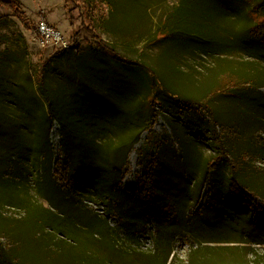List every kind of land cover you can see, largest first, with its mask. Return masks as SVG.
Returning <instances> with one entry per match:
<instances>
[{
    "label": "rangeland",
    "instance_id": "obj_1",
    "mask_svg": "<svg viewBox=\"0 0 264 264\" xmlns=\"http://www.w3.org/2000/svg\"><path fill=\"white\" fill-rule=\"evenodd\" d=\"M88 1L86 12L72 0H20L18 13L0 3V264H186L191 255L205 264L204 244L219 247L224 263L231 245L242 247L244 263L264 261V219L229 187L237 178L264 204V46L251 31L264 0ZM42 16L69 40L79 32L76 41L65 50L43 46ZM168 29L189 30L190 49ZM84 59L96 61L80 66ZM123 60L146 67V87L134 90L121 72L137 71L118 65ZM78 68L92 84L81 85ZM40 73L57 111L68 115L64 127L51 120ZM165 89L172 104L184 102L178 110L155 104V118L151 103ZM171 135L180 141L171 138L172 157L158 165L156 179L179 191L189 223L171 232L167 261L155 222L170 217L99 193L83 174L104 171L102 179L113 176L110 183L136 198L140 162L156 150L149 137L159 143ZM217 156L210 185L204 173ZM123 207L139 217L122 216Z\"/></svg>",
    "mask_w": 264,
    "mask_h": 264
},
{
    "label": "trees",
    "instance_id": "obj_2",
    "mask_svg": "<svg viewBox=\"0 0 264 264\" xmlns=\"http://www.w3.org/2000/svg\"><path fill=\"white\" fill-rule=\"evenodd\" d=\"M72 2L75 4L76 7L81 6L83 8V11H88L89 7H90V2L88 0H72ZM0 3L2 5H4L5 7H9L11 9L16 10V12L18 13V7L20 6L21 2L20 0H0ZM168 31L170 32V29H168ZM172 31V30H171ZM252 35H254L255 39H258L261 44L264 46V15L261 18L255 19V24L252 26ZM171 34H175L177 35V37L182 38V40L184 41L185 45H188L189 49H190V35H189V30H179V32H170ZM194 33V32H193ZM79 35V32H76L72 37L71 40L72 41H76L77 36ZM195 35H191V37H193ZM196 38V37H193ZM102 44L104 47L109 48L110 50H114L113 47H111V45L109 43H107L106 41L102 40ZM64 50V49H62ZM87 54V53H86ZM88 54H91L92 56L94 55L92 52H88ZM95 56V55H94ZM96 58V57H95ZM91 60V61H96V60H92V59H84L82 62H80V66L82 63ZM101 64H107L104 63L103 60L101 59V61H97ZM110 64V63H109ZM44 65V63L41 62L40 67L42 68ZM118 65L120 66H124V68L128 69V68H135L134 74L132 75H128V73H126L124 70L121 72L122 75H124L128 80L134 82L133 86H134V90L135 88H137L139 86V83L143 84L144 87L147 86V78H146V74L148 71L146 69V67L141 66L140 63H132L130 61H120L118 63ZM80 68V67H79ZM78 68V69H79ZM80 75L82 78L81 81V85H83L86 81L89 84H92V82H90L89 78L82 76V71H80ZM42 73V72H41ZM38 74V78L41 80L40 84H41V88H45L46 84L43 82L44 80V76L42 74ZM105 90H107L108 88L105 86L103 87ZM80 91V90H79ZM167 91L168 89H165V95H167ZM169 92V91H168ZM42 93L44 94V97L47 99L48 102V112L50 114V116L52 117L51 120L54 118L58 119L59 122L61 123V125L63 126V122H62V118H64L66 124H67V114L65 115V113H61L59 111H57V108L55 106L54 103V98H51V96L48 94V91L45 89H42ZM159 95V94H158ZM155 96L156 99H153L151 105L153 107V109L155 111H158L154 108L155 104H167V106H171L173 105V108H175V110H178L180 107L177 105L178 101L184 102V99H180L178 97H176L177 99H173V104L171 102V100H169L168 95L167 96ZM71 102V101H70ZM96 101L93 100V102L91 104H94ZM164 102V103H163ZM188 103V102H187ZM179 104V103H178ZM195 104H197L198 106L195 107L197 109H195V111H200L199 110V104L198 102H195ZM194 104V105H195ZM70 105V103H69ZM71 107H73L72 105H70ZM95 104L94 107L95 108ZM178 106V107H177ZM196 111V112H197ZM158 114H161V111H158V113H154V117L157 118ZM64 127V126H63ZM151 130L153 129V124L150 125ZM153 132V131H152ZM174 138L177 142L180 141V138L177 137V135H171V137H168L166 139H163L162 142L157 143L156 142V137H149L150 142L153 146L156 147V150L154 152V154H148V156L150 157L148 160L141 161L140 162V166L143 169V174L141 176V178L139 179V189L136 192L137 196L136 198H131L128 195H125L120 188H118V185H116L115 183H110V180H112V177H105L106 179H102L101 175L102 173L97 174V176H91L90 173H88V171L84 172L83 176H86L89 179H94V187L97 189V192L102 193V194H106L107 196H112L111 198H117L118 200H121L123 202H130V204H132L134 206L135 209H139L142 211H153L156 213H159L160 211H164V213L170 217V221L169 222H164L161 219L157 218L156 222L157 223V239H156V247L158 248V251L161 254H165L167 256V261L170 258V256L172 255L173 251L170 248V234L172 231H175V228L180 227L181 225H185L188 224V219L184 216V214H182L181 212V208L179 207V205L177 204V199L176 197L179 195L178 192L176 194L171 193L170 188H168L166 185H161L159 183V181L156 179V175L158 174V165H160L161 163H164V161H166V159L168 157H172V151L170 150V141L171 138ZM64 139V136H63ZM65 143V140H64ZM63 143V146H64ZM71 145L74 146L71 142ZM222 150V154H225L226 150H223V148L221 147ZM68 160H72L74 158H71L68 155ZM220 156H217L215 159H211V163L209 164V166L207 167L208 170L207 172H205V179L206 182L210 185H212L213 183V179L211 177L212 172L215 170L216 168V162L219 160ZM217 159V160H216ZM61 162V161H60ZM58 163L61 164L63 166L64 169H66V165L67 164H62V163ZM230 164H232L234 167H236V163H233L232 161H230ZM116 165V164H115ZM115 165L113 167H115ZM112 167V168H113ZM78 168V172H80L79 167ZM110 169H107L106 172ZM81 173V172H80ZM116 176V173H115ZM183 179L186 180V175L183 176ZM97 182V185L96 183ZM121 182V181H120ZM109 183V184H108ZM102 184V185H101ZM230 190L231 192H234V194L236 196L241 197V199H238V202L240 204H245L248 208L251 209L252 214H254L255 216L264 219V204L262 203L261 199H259V195L252 191L251 188H249L247 185L242 184L241 182H239L237 180V178L231 177L230 179V184H229ZM163 188L168 189L169 190V194L165 193ZM198 188V184L193 186V192L195 193L196 190ZM213 188L212 190H209V195L210 197L212 196V192H213ZM208 192V191H207ZM53 200L54 199H50ZM16 201V200H15ZM11 202L14 203V199L11 200ZM57 203V201H56ZM221 208H224L221 204L220 206ZM125 211L127 212V214H129L131 217H139V215L137 214L136 211H134L133 209H130V207L124 208L120 211L121 215L123 216V214L125 213ZM54 224L52 225L54 228L59 229L61 232L64 233V237H68L71 238L73 237L72 232L69 229H63L60 228L58 225L57 221L60 220H53L51 219ZM63 226V225H62ZM68 230V233H67ZM184 230V229H181ZM71 232V233H70ZM68 235V236H67ZM245 242H250L247 240H242ZM241 241V242H242ZM205 242V241H204ZM202 249L205 250V264H248V263H244L243 261L238 260V254H239V250L242 247H239V245H231L230 250L231 252L227 254V256L229 255V259L227 263H224L221 259V256L219 257L218 254L220 253L219 250H217L219 247L215 246L212 247L210 245L204 244V246H201ZM227 248V249H228ZM236 249V250H233ZM199 251V250H197ZM237 251V252H235ZM216 254L217 255V259H212V255ZM174 255V254H173ZM172 255V258H173ZM157 258H159V256L157 255ZM172 261V259H171ZM186 264H197L196 261V255H191L189 260L187 261ZM257 264H264V261H262L261 263Z\"/></svg>",
    "mask_w": 264,
    "mask_h": 264
},
{
    "label": "built area",
    "instance_id": "obj_3",
    "mask_svg": "<svg viewBox=\"0 0 264 264\" xmlns=\"http://www.w3.org/2000/svg\"><path fill=\"white\" fill-rule=\"evenodd\" d=\"M36 27L39 35V41L43 46H52L64 50L70 47L71 40L67 39L62 31L55 27L53 23L48 22L44 16L38 19Z\"/></svg>",
    "mask_w": 264,
    "mask_h": 264
},
{
    "label": "bare ground",
    "instance_id": "obj_4",
    "mask_svg": "<svg viewBox=\"0 0 264 264\" xmlns=\"http://www.w3.org/2000/svg\"><path fill=\"white\" fill-rule=\"evenodd\" d=\"M52 137L57 139L58 137V126H57V123L54 122L53 124V129H52ZM139 146V143L135 145L134 149L131 151V158L134 159L136 157V151H135V148Z\"/></svg>",
    "mask_w": 264,
    "mask_h": 264
}]
</instances>
